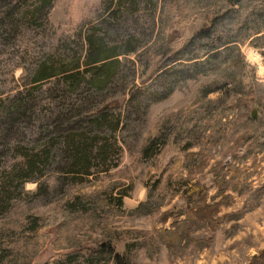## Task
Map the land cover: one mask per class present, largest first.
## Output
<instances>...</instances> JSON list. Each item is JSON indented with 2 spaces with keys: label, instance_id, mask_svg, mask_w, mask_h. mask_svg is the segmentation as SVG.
Wrapping results in <instances>:
<instances>
[{
  "label": "rangeland",
  "instance_id": "1",
  "mask_svg": "<svg viewBox=\"0 0 264 264\" xmlns=\"http://www.w3.org/2000/svg\"><path fill=\"white\" fill-rule=\"evenodd\" d=\"M45 1L0 2V264L16 256V244L22 247L32 242V233L44 214L54 207L62 210L69 206L126 210L115 222L119 236L113 245L116 252L132 256V264H264V153L260 151L250 156V164L255 157L262 161L246 191L235 192L234 201L220 208L218 222L191 232L207 246L198 249L192 241L182 256L171 259L166 245L157 239L155 251L149 252L144 244L155 226L170 227L189 201L183 186L193 182L187 177L188 165L213 201L217 187L212 169L217 163L234 160L231 152L239 150L233 139L244 132V128L234 131L229 126L227 136L218 142L196 144L188 150L194 159L187 162L185 171L179 164L186 154L183 147L197 139L192 135L195 128L187 133L179 129L180 124L188 117L195 123L203 108L213 118L218 105H233L241 97L259 106L254 109L262 116L264 33L257 44L249 40L241 46V64L233 53L227 55L230 65L239 67L228 68L221 77L187 64L171 69L159 81L152 77L148 83L153 86L137 92L142 78L163 61H158L161 57L168 63L173 56L189 59L194 55L189 50L186 54L174 52L168 45L148 54L164 0L158 9L154 0ZM256 3L260 1L254 0ZM33 12L38 13L37 18ZM201 23L192 24L191 31ZM88 36L119 53L114 58L115 70L107 79H99L92 70L94 65H86L91 58ZM133 45L137 50L129 53ZM218 58L210 62L218 65ZM77 61L81 67L71 73L75 75L72 82L64 74L34 82L43 67L52 65L62 72L72 69ZM235 90L242 94L235 95ZM201 97L205 99L203 107L189 114V106ZM208 102L213 109L207 107ZM76 133H87L97 143L88 170L83 172L72 169L75 163L69 159L72 151L67 138ZM200 158L209 160L201 172ZM91 184L101 188L95 199L87 197L70 204ZM142 204L145 212L132 213ZM170 209L176 214L166 216ZM243 209L247 211L238 221L241 228L225 237L224 230L234 220L223 215ZM82 229L76 227L74 233L80 234ZM101 232L99 229L95 235ZM85 252L89 253L60 255L48 245L33 263H53L55 259L76 264ZM96 255L100 264L109 258L104 251Z\"/></svg>",
  "mask_w": 264,
  "mask_h": 264
},
{
  "label": "trees",
  "instance_id": "2",
  "mask_svg": "<svg viewBox=\"0 0 264 264\" xmlns=\"http://www.w3.org/2000/svg\"><path fill=\"white\" fill-rule=\"evenodd\" d=\"M47 1L45 2L47 3ZM259 1L260 3L254 4V0H164L158 19L157 32L151 41L148 54L152 55L159 47L168 45L174 52L183 51L182 53L186 54L189 50L193 51L194 55L189 59H185L183 55L173 56L171 57L173 59L169 60L168 63H166L165 57H161L158 61H163L158 63L149 76L142 78V86H138L137 92L143 90L140 88L148 89L153 86L148 83L152 77H158L159 81L171 69L184 68L187 64L201 66L202 70L218 74L220 77L225 75L228 68L237 69L239 66L230 65L231 59L227 55L233 53L241 64L243 59V56H240L241 46L249 40L257 44L261 34L264 33V0ZM48 2L52 3V0ZM159 2L160 0H154V8L158 9ZM2 5L0 4L1 9L3 8ZM37 14L36 12L32 13L36 18ZM200 21L202 23L191 31V25ZM248 30L251 32L250 35H247ZM87 41L91 58L86 61V65H94L92 70L99 79L109 78L117 63L114 58L119 53L114 51V47L105 46L100 39H92L91 36H88ZM136 50L137 46L133 45V48H129L128 52L135 53ZM212 58H218L221 63L218 65L211 63ZM80 67V62L77 61L72 69L60 72V70H55L52 65H48L42 68L34 82L37 83L43 79L63 74L64 78L69 79L68 82H72L70 79L75 75H71V73ZM238 91L235 90L233 93L235 95L242 94ZM203 97L193 101L188 108L189 114L192 113L193 109L197 110L203 107L204 103L202 104V102L205 100ZM209 106L212 107V104L208 102L207 107ZM255 107L259 108V106H254L250 99L241 97L233 105L226 107L218 105L216 115L213 118L203 108L195 123L192 124L193 117H188L184 124H180L179 129H184L183 131L187 133H191L190 129L195 128L192 135L194 140L197 139L193 143L188 141L183 147L186 154L185 157L180 158L179 164L185 171H187V162L194 159V157H190L192 154L188 150L196 144H201V141L202 143L214 140L218 142L216 140L227 136L229 126L235 128L234 131L238 127L244 128V132L238 133L233 139L239 150L231 152L234 160L217 163L212 169L217 187L216 193L212 196V202L207 196L208 188L198 179L195 170H191V165H188L187 177L193 182L191 184L185 183L183 186L185 187L184 195L189 197V201L179 212L176 211L178 214L173 209L165 213L166 216L176 214L170 227H154L153 233L147 237L144 243L149 248V252L157 249L156 239L166 245L171 259L182 256L192 241L196 242L198 249L208 245L207 243L203 246V240L193 238L191 232L209 226V222L212 223L215 220L218 222L220 208L234 201L235 192L239 194L246 191L250 186L251 178L258 172V164L260 165V161H262L255 157L253 162L249 163L250 156L254 152L264 153V110L260 117L257 108L254 109ZM15 108L18 109V105ZM254 111H256V117H254ZM67 141L68 147L72 151L69 159L72 158L75 163L72 169L80 170L78 172L87 171L92 159L93 146L97 143L87 133H76L73 137H68ZM208 162L207 158H200L199 172L207 167ZM169 188H173V186L169 185ZM100 190L101 188L96 184L85 186L78 195L76 194L71 199L70 204L76 205L87 197H94L95 199V195H99ZM89 201L86 204L91 205ZM102 201L106 204L104 198ZM156 206L159 207L160 204ZM255 206L256 204L250 207ZM142 208L143 204L134 209L132 213L141 214L145 212ZM56 210L54 207L43 215L40 226L35 228L32 233V242L25 243V246L22 247L16 244V256L9 259L5 264H34V258L41 254L48 245H52L54 252L60 255L64 252H67L68 255H75L76 252L88 251L89 253L85 252L82 255L83 259H79L76 264H100L98 263L100 261H96V254L99 251H104L109 255L108 260L102 264H132L133 257L130 258L127 254L116 252L113 245L114 239L119 236L115 222L125 215L126 210H122L121 207L105 208L104 206L100 207L98 211L90 209V206L75 209L69 206L57 210L58 212ZM246 211L247 209H243L236 213L223 215L224 219L234 220V223L224 230L225 237H229L232 232L241 228L238 221ZM151 212V210L148 211V213ZM215 225L214 228H217L218 225ZM76 227L83 228L80 234L74 233ZM99 229L102 230L100 233L102 235H95ZM90 243L99 248H93V245H88ZM27 245L29 246L26 248ZM193 249L195 250L197 247ZM64 262L54 259L53 263L48 262L46 264H64Z\"/></svg>",
  "mask_w": 264,
  "mask_h": 264
},
{
  "label": "water",
  "instance_id": "3",
  "mask_svg": "<svg viewBox=\"0 0 264 264\" xmlns=\"http://www.w3.org/2000/svg\"><path fill=\"white\" fill-rule=\"evenodd\" d=\"M254 117H256V111H254Z\"/></svg>",
  "mask_w": 264,
  "mask_h": 264
}]
</instances>
